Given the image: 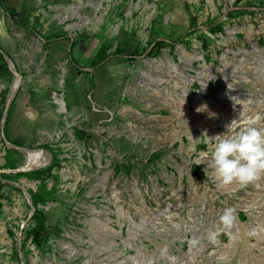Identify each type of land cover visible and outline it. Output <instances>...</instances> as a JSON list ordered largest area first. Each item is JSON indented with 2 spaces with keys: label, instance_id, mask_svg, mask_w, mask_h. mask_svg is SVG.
Returning <instances> with one entry per match:
<instances>
[{
  "label": "rangeland",
  "instance_id": "374dc122",
  "mask_svg": "<svg viewBox=\"0 0 264 264\" xmlns=\"http://www.w3.org/2000/svg\"><path fill=\"white\" fill-rule=\"evenodd\" d=\"M0 45L21 75L17 147L0 77V264H264V172L222 185L206 155L239 110L264 112V0H5ZM19 186L51 190L40 245Z\"/></svg>",
  "mask_w": 264,
  "mask_h": 264
},
{
  "label": "clouds",
  "instance_id": "9594fccd",
  "mask_svg": "<svg viewBox=\"0 0 264 264\" xmlns=\"http://www.w3.org/2000/svg\"><path fill=\"white\" fill-rule=\"evenodd\" d=\"M205 108L206 105L202 104L196 111ZM233 120L226 125V131L213 136L215 142L211 144L206 155H210L211 166L222 185L236 182L243 186L264 172V112L250 114L247 110L244 112L239 110L238 118L235 120L240 123H233ZM202 161L204 160L195 163ZM233 212L234 209L231 207L222 210L219 222L223 227H231ZM215 235L212 233L209 238L214 239Z\"/></svg>",
  "mask_w": 264,
  "mask_h": 264
},
{
  "label": "trees",
  "instance_id": "16d2710c",
  "mask_svg": "<svg viewBox=\"0 0 264 264\" xmlns=\"http://www.w3.org/2000/svg\"><path fill=\"white\" fill-rule=\"evenodd\" d=\"M4 1L5 0H0V9L4 7ZM6 11L8 12V14L11 17H15V9L14 8H6ZM26 21H27V18H24V23H26ZM74 45H75V42L72 41L70 44V47H69V53H71V50H72ZM164 45H165V42L162 40H159L152 45L150 51L153 50L156 53H159L161 48L164 47ZM0 50L3 53H5V51L2 49L1 45H0ZM120 51H121L120 49L116 50V52H118V53ZM2 52H0V77L5 78L7 81L11 82L14 78V75L11 72V70L9 69L8 64L6 63ZM106 57H107L106 47H101L91 61V68L98 66L101 62L104 61V59ZM91 78H92V76H91ZM90 86L93 87V83ZM18 91H19V89L17 90L16 94L14 95L13 99L11 100V102H10V104L6 110V113L3 117V132H4L6 139L9 141H10L9 123H10V118H11L10 114H11L13 104L15 103V101L18 97ZM10 142L16 146H19L16 142H13V141H10ZM46 147L48 148V146H46ZM12 152H18V149L6 148L5 159H6L7 165L10 166L11 168H13L15 166L14 160L12 158ZM157 155H158L157 152L151 153L149 158H148V161L153 160L155 157H157ZM52 159H54V157H52ZM53 162H55V160L54 161L52 160L48 170L53 165ZM123 168H124V171L126 173H129V171H130L129 165L124 164ZM44 173H45L44 170H34L31 173L26 174V176L30 179H41L44 176ZM28 193L31 197L32 205L34 207V212L31 215V218L34 220V226L30 229L29 233L31 235L33 242L36 245H40L41 240L45 234V225H44V220H43V213L38 208V204L39 203L44 204L46 202V197L51 194V190H46L43 187H41L37 191H33L32 189H28Z\"/></svg>",
  "mask_w": 264,
  "mask_h": 264
},
{
  "label": "bare ground",
  "instance_id": "6f19581e",
  "mask_svg": "<svg viewBox=\"0 0 264 264\" xmlns=\"http://www.w3.org/2000/svg\"><path fill=\"white\" fill-rule=\"evenodd\" d=\"M21 80L18 82V79L15 77L13 83H12V91L16 89L17 86H20ZM57 104L61 105L62 101L60 99H56ZM12 144V143H10ZM13 145V144H12ZM14 147V146H11ZM22 149V148H21ZM23 150H26V156L28 157L27 164L24 166V169H32L37 168L39 166H43L44 160L42 156V151L40 149H28L23 148ZM25 152V151H24Z\"/></svg>",
  "mask_w": 264,
  "mask_h": 264
},
{
  "label": "water",
  "instance_id": "95a60500",
  "mask_svg": "<svg viewBox=\"0 0 264 264\" xmlns=\"http://www.w3.org/2000/svg\"><path fill=\"white\" fill-rule=\"evenodd\" d=\"M0 52H2V51L0 50ZM3 56L5 58L6 63L8 64L9 69L11 70V72L13 73V75L18 79V82H19L21 80V75L16 71V68H15V66L13 64V61L5 53H3ZM18 88H19V86H17L16 89H14V91H12V93H11L9 99H8L7 105H6L5 113H6V110H7L8 106H9L11 100L13 99L14 95L16 94ZM2 128H3V120H2ZM5 143H6V145L8 147H11V146L17 147L14 144L13 145L10 144V142H8L6 139H5ZM22 150H23V148H22ZM23 151H26V150H23ZM19 187L24 192L25 196L27 197L28 203L32 207V211H31V215H32L33 212H34V207L32 205L31 197H30L29 193L26 191V189L23 186H19Z\"/></svg>",
  "mask_w": 264,
  "mask_h": 264
}]
</instances>
